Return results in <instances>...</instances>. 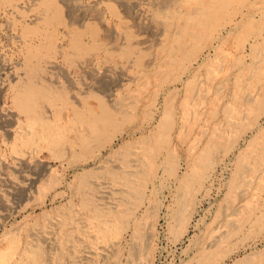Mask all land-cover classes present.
I'll return each instance as SVG.
<instances>
[{
    "label": "rangeland",
    "instance_id": "1",
    "mask_svg": "<svg viewBox=\"0 0 264 264\" xmlns=\"http://www.w3.org/2000/svg\"><path fill=\"white\" fill-rule=\"evenodd\" d=\"M62 1H64V2H62ZM231 1H233V4H231L230 12L233 15H232L229 23H232L231 26L234 29L228 35L230 43L228 45H225V47H224L225 51H222L221 49H219L220 45L222 44V41L220 40V42H219V41H216L213 39L211 43L207 44V46H202L201 51H198L196 53V55L193 56L192 60H183L181 56H177L178 57L177 65L181 66V70L180 71L175 70L173 72L168 71L169 75H167V73H166V75H167L166 77H167V80L169 81V83L165 84L164 88L161 89L158 87L157 80L155 78H152L154 76L149 77L148 79H146L143 76L142 68L137 67L135 61L137 59V56L139 54H142L143 61H146V62H143L144 65L145 64L147 65L148 63H151L153 65H157V64H159V62H165L168 57H167L166 53L162 50V48L168 44L166 42L167 39L164 38V36H162V35H158L157 32L154 30L151 31L150 29H145L144 31H141L138 28L136 29V27L132 25L133 22H132L131 18L125 16L124 7L122 5H120L119 2L117 4V2H115L114 0H81V1L80 0H74V1L73 0H58V5L61 9V12H62L61 15H62V19H63L64 23H61L58 20H55L54 19L55 17H52L53 21L48 24L44 21V18H45V16H47L48 13H47L46 7L42 4V0H7L6 2L4 0H0V16H1L0 17V88H2V89H0V198H1L0 199V240H1L0 246L2 247V248H0V251H1L0 252V264H16V263L17 264H28V262L24 258L25 257L24 254L29 253L31 250H37V249L40 250V248H43L44 246L45 247L43 249H41L42 253H44L43 254V262L46 260L47 261L44 262L43 264H55V263L60 264L61 262H66V264H69V263L70 264H79V263L80 264H82V263L83 264H98V263L99 264H106V263H108V264H129V263L130 264H133V263L134 264H202L203 263L202 261H204V264H241V263H247L248 264V260H252V259H253L252 261H249V264H255V263L257 264L258 262H259V264H264V252H263L264 251V237H263V234H264V221H263L264 220V186H263V184H264V170H250V169H248V170L244 171L242 174L240 173L239 175H238V173L235 172L238 157L240 156V153L246 149L248 142L250 141L251 137L253 136V133L251 132V129L249 127L250 122H252V121L249 118H245L246 121L245 120L243 121V119H242L241 125L244 128H246V130L242 129V133H243V136H241L242 138L240 137L238 139V142H234V145L231 148H229L230 150L228 149L229 151L228 150L225 151L224 149L223 150L219 149L218 150L219 154L217 155L216 153H218V152L216 150L214 155L216 154L217 156L216 155L213 156V158H212L213 160L211 161L210 168L207 169V171L204 173V175L202 176V178L199 181H196L194 183L192 182V183H190L192 185L189 184V186H188V183H186V181L184 180V177L186 176V174H188V172H190V170H191V167L193 164L192 161L194 160L193 158L198 153L199 148H201L202 145L204 144V142H206L207 139L209 137H211V135L214 131L213 127H215V123L218 121L216 123V126L219 124H220V126H223V127L227 125L225 122V119H224L225 116H224L223 112H219V110H217L216 108H214L210 104V98L212 97L216 88L217 87L223 88L224 86L227 85L226 93H228V92L231 93L235 87V84L233 85L234 79L239 77V76L243 77L242 74H244L245 78H244V82L242 85L243 88H241L242 92L244 91V93H248L247 95H250L251 97H253L252 95H258V94L264 95L263 85L262 84H259V85L255 84L252 81L253 76L256 74H261L263 77V80H264V0H231ZM32 2H34V3H32ZM74 2H78L77 5H76V3L74 4ZM79 2H80V4L81 3L82 4L79 5ZM258 2H260L261 4H259ZM17 4H18V6H17ZM26 4H27V6H26ZM33 4H35V5H33ZM71 4H72V6H71ZM66 5H67V7L65 8ZM69 5L71 6V8ZM77 6H79V7L77 8ZM81 6H83V7L81 8ZM24 7H26V8H24ZM68 7H69V10L67 9ZM27 8H28V11H27ZM112 8L117 12V14L113 13ZM138 9H140L141 12L142 11L144 12V10L147 11L148 9H151V6L150 5L147 6V4L143 3L142 8H138ZM70 10H71V14H73V15L77 14V16H81V15L82 16H90V15L92 16V13L95 14V12H96V14H99L98 12H100V14H99L100 18L103 16L101 18L102 23L103 24L105 23L104 25H106V26H110L109 28H111L114 31V33L116 32L121 37L125 36L127 39H129V42H132L133 40L140 41V39L144 38L146 40V41L144 40L145 44L137 45L136 46L137 53L131 55L127 59L120 58L117 56H113V57L107 59L104 55L103 50H99V51H95L93 53V55L91 54L88 57H75V61L74 60L72 62L67 61L66 59H64L62 57V55L58 51L59 50L65 51V52L69 51V49L67 47V40H68L67 32L69 29L68 25L70 23L69 22L70 21L69 20L70 14H68L69 13L68 11H70ZM87 10H89V11L87 12ZM122 10H123V12H122ZM101 12L103 14H101ZM87 13H88V15H87ZM31 14H33V15L31 16ZM66 14H68V16ZM78 14H80V15H78ZM262 14H263V17H262ZM48 15H50V14H48ZM15 16H16V18H15ZM37 17L40 19H38ZM32 19H33V21H32ZM249 20L253 21V23L255 24V27L253 30L251 29L249 31V34L246 37L245 41H243V43L237 44L235 41V38H236V36H238L242 32V27H243V26L242 27H238V26H241L242 23H244L245 21H249ZM90 21H93V19L92 20H85L84 23L87 24ZM95 22L98 23L97 20H95ZM121 22H122V24L124 23V25H121ZM102 23L101 24L98 23L97 25L100 28L101 35L104 36L105 33L103 34V32L105 30H104V28H102L103 26H101ZM235 27H238V28H235ZM261 30H263V31H261ZM140 31H141V33L139 34L138 32H140ZM120 32H123V33H120ZM131 34L133 36H135V38H133V40L130 41V39H132V38H128L127 36H129ZM150 35L152 37H150ZM250 35H251V37H250ZM222 36L224 37L227 35L224 34ZM261 36H263V37H261ZM14 39H15V41H14ZM89 40H90V37L88 36V38H86V40H84V41L88 42ZM246 40H248V42ZM257 41H259V42H257ZM107 43H105V44H107ZM30 45L39 47L40 49H42V52H43L42 61L39 62V63H41L40 64L41 70L39 67V73L37 74V76H35L34 80L40 82L41 84L37 82L39 85L43 84V85L48 86L52 90L53 94L54 93L65 94L67 97L70 98V101L72 102V104H74L75 106H78L80 108H82L83 105H88V106L96 105L98 103L97 99L98 100L102 99V100H106V101L112 100L113 103H115V104L117 103V101H120L121 103L117 104V106H122V107L128 108V109L136 108L135 121L124 126L123 127L124 131L116 134L115 135L116 137L115 136L113 137L114 140L110 139L109 141L110 142L112 141L110 145L107 146V144H106L104 146H101V148L100 147L96 148V150H95L96 153L95 152H94L95 154L93 153L94 155L87 157V158H84V157L80 158L81 160H84V161H81V162L79 161L80 163L74 164L73 166H71L73 168L68 167V165H67L68 158L70 159V153H71L69 151L68 147H66L67 151L65 149V155H67V156L63 160H57V161L51 160L50 161L48 150L39 146V143L34 144L32 146H29L27 148L21 142V140L23 138L30 137L33 128H31L32 126L30 125L27 116L25 114L23 115V113H21L18 110V108L16 107V105L14 103L13 98L15 95L14 93L16 92L15 91L16 89H14V87L17 83L24 82V81L29 79V75L27 74L24 65L26 62L27 50L29 49ZM250 46H252L253 48L263 47L262 48L263 53L259 56H256L255 50L253 48H252L253 50L248 49V47L251 48ZM51 47H54V49H55L54 52H48V50ZM249 50H251V51H249ZM94 54L97 56H95ZM46 55H47V57L43 61L44 56H46ZM147 56H148V58H147ZM151 56H152V58H151ZM216 57H218V58H216ZM130 58H132L131 63H130ZM215 58H216V61H215ZM213 59H214V61H213ZM251 60H253V61H251ZM192 62H194V63H192ZM250 62H253V63H250ZM2 63H4V64H2ZM214 63H215V65H214ZM252 64H254V65L252 66ZM55 65L57 66V68ZM107 65L108 66L110 65V66L108 67ZM207 66L212 67V68H208ZM251 66H252V69H251ZM221 67H222V69H221ZM215 68H216V71H215ZM96 72H97V74H96ZM209 72L211 74H209ZM249 72H250V74H249ZM255 72H257V73H255ZM11 73L13 74V76ZM103 73H105L106 75ZM122 73L123 74L126 73V74L123 75ZM100 74H102V75H100ZM204 74L208 75V76H205ZM88 75L91 77H88ZM110 77L113 79H109ZM193 77L195 80V84L198 83L197 85H195L196 86L195 89L197 88L196 90H198V93L202 92L203 96H204V93H206V94L203 97L201 93L195 94V91H194V93H193L194 96H192V98H191L192 101H190L191 102L190 106L193 107L194 112L190 113V111H193V110H192V107L189 106L187 108V112L184 111L185 115H183L182 114L183 110L180 109L177 105L185 97V94H186L185 90H184L185 82L187 80L193 78ZM233 77H234V79H233ZM71 79L74 81V83L76 85V87L72 89V92H70L71 86H70V82H69ZM175 79H178V82L176 84L170 83L172 80H175ZM221 79H223V81ZM126 80H128V81H126ZM206 80H208V81H206ZM211 82H213V83L210 84ZM244 84H246V85H244ZM1 86H4V87H1ZM104 86H107V88L106 87L104 88ZM140 86H142V87H140ZM201 86H203V87H201ZM229 86H231V87H229ZM86 87H88V88H86ZM108 87H111V89ZM140 88L143 90H141ZM207 88H208V90H207ZM256 88H258V89H256ZM112 89H115V90H112ZM165 89H167V90H165ZM175 90H176V93H175L176 94V98H175L176 109L174 111V115H175L176 125H175L174 130L172 131V139L173 140H172V146L171 147L175 151V156L177 157L176 161L178 160L177 161L178 167H176V170H174L175 172L171 171L169 168H167L168 165L165 162V158H162V157H164L165 151L161 150V153L160 152L158 153L159 155L160 154L161 155L159 157L157 154L154 155L153 156L154 158L150 159L152 162L149 161L147 166L145 164H143L144 162L142 161V159L140 161L138 160V162L141 164V166L145 167V168L141 167L142 169H140L139 171L134 170L135 172H138V173H141L144 175V176L141 175L144 178L143 181H137L138 186L136 184L135 185L136 187L135 186L129 187V186L123 184L122 180L119 179V177H117V173L118 174L120 173V175H121L124 171L125 172L126 171L132 172V170H129V169L127 170L125 161L123 159V154H121V153H123V149H124L122 147H124V145H126V143H124V142L130 141V142H127V144H131L133 146V151L136 150L137 152H139V145H140L138 143L139 140H141L143 135H144V137H146V136L148 137V135L150 136L156 130L155 128H157V126H158L159 119H160L161 112H162L161 111L162 110L161 104H162V100L164 99V96L170 92L175 91ZM209 90H210V94H208ZM139 91H140V93H139ZM71 93H73V94H71ZM102 95H104V96L102 97ZM126 96H128V99H126L127 98ZM73 97H76V100ZM157 97H158V100H157ZM202 97H203V100H202ZM197 98H198V100H197ZM130 99L133 101H131ZM76 101H79V104ZM92 101L94 102V104H92L93 103ZM150 101H151V103H149ZM263 101H264V99H263ZM58 102L56 104H52L49 102H45V103L43 102L41 107H40L39 114H40L41 118L44 117V119L47 121H49V119H50L49 122H52V121H55V119H56L55 117L57 116L56 110H58L57 108H59V109L63 110V111H61V115H60L61 119L59 118L60 124L63 125L67 122V120H70L73 117L72 110L70 109L72 105L69 106V105L63 104L61 98L58 100ZM125 102H126V104H125ZM127 102H129V103H127ZM122 103H124L125 106ZM195 103H197V105L199 104L200 107L199 106L197 107ZM193 105H195V106H193ZM232 107L234 108L235 111H237V110L241 111L243 109L242 107H239L237 105H235V106L232 105ZM63 108H66V109H63ZM12 109H13V111H12ZM196 109H197V111H196ZM45 110H48V111H45ZM42 113L45 115H42ZM63 113H64V115L65 114L66 115L63 116L62 115ZM215 114H217V115H215ZM71 115H72V117H70ZM189 115L191 116V118L193 117V115H194V117L192 119H188V118H190ZM214 115L216 117H214ZM263 116H264V105H263L260 116L257 118L258 122H260L262 127H264V117ZM16 118H18V119H16ZM180 118H182V119L180 120ZM13 120H14V122L16 120L17 121L14 123ZM65 120H66V122H65ZM179 120L181 123L179 122ZM182 120H183V122H182ZM198 120H200V122ZM207 120H208V122H207ZM62 122H64V123H62ZM19 124L21 126H18ZM243 124L244 125L247 124L248 126L246 125L247 126L246 127ZM25 127H28V129ZM77 128L82 130L83 126H80ZM182 128H183V130H182ZM178 129H181V130H178ZM22 130H23V132H22ZM177 131H178V133L180 131L181 133H183L185 135L186 134L187 135L190 134V135L189 136L186 135L182 139L177 138ZM15 132H16V134H15ZM200 132H202V134ZM203 132L205 133V135ZM76 133H77V131H76ZM74 134H75V132H74ZM186 137H188V138H186ZM16 138H17V140H16ZM134 139L136 140L137 143L134 141ZM200 139H201V141H200ZM231 140H233V139H231ZM134 142H135V144H134ZM197 142H199L200 144ZM14 146H15V148H13ZM17 146H19V147H17ZM34 146H36V147H34ZM118 146H119V148H118ZM40 147H41V149H40ZM108 147H110V148H108ZM115 147L117 148V150H115L116 149ZM134 147H135V149H134ZM31 148L33 150L36 148L35 149L36 151L34 150L32 153ZM137 148H138V150H137ZM23 150H26L27 152L30 151L31 153L30 152L27 153L26 151L23 152ZM240 150H242V151H240ZM104 151H105V153H104ZM16 152H18V153H16ZM20 152H22L27 158H25V156L22 157L21 155H23V154L22 153L19 154ZM224 153H225V155H224ZM107 154H109L110 156L109 155L107 156ZM187 156H188V158H186ZM24 159L28 164L26 162H24V163L22 162V161H24ZM31 160H33V161H31ZM36 160H37V162L42 163L41 166H40V163H38L39 166L37 165V162L35 163ZM121 161H123V162H121ZM221 161H223V162H221ZM46 162H47V164L51 165V171H52L51 177L55 178L56 184L58 183L54 189L52 188V190L47 188V187H49V185L46 186L47 182L42 177L38 178V180L36 182L34 181L35 183H32L33 180L37 179V176H38L37 174L41 171V170L39 171V169H41L42 165ZM150 162L153 163L154 165L151 164ZM156 162H158V164ZM164 162L166 163L167 167L165 166ZM225 162H227V163H225ZM98 164H99V166H98ZM32 165L34 167H32ZM36 165L38 166L37 170H36V168H37ZM95 165H97V166H95ZM153 166H154V169H152ZM221 166H223V167H221ZM92 167L95 169H93ZM98 167H99V169H103V170H99ZM114 167H116V168H114ZM212 167L214 170L212 169ZM91 168L93 171L91 170ZM146 168H148L149 171H148V169L146 170ZM156 168H157V170H156ZM120 169H122L121 170L122 172L120 171ZM168 169H169V172L167 171ZM177 169H178V171H177ZM106 170L108 172H106V174H104ZM113 171H115V172H113ZM147 171H148V173H146ZM151 171H152V174L150 173ZM249 171L251 173H249ZM90 172L93 174H91ZM167 172H168V174H167ZM170 172H172V173L170 174ZM211 172L213 173V175ZM230 172H232V173H230ZM89 173H90V175H89ZM114 173H116V174H114ZM94 174H96L97 176ZM149 174H151L152 176ZM85 175H88V177ZM110 175H112V176H110ZM148 175H149V178H148ZM235 175L241 176L239 179H241L242 177L243 178L241 180H239V182L233 184V180L235 178ZM242 175H244V176H242ZM252 175L256 176V177L254 176L255 179ZM60 176H61V178H60ZM81 176H83V177H81ZM145 176L147 179H145ZM246 176H247V178H246ZM83 178H85L87 181H89V182H87L88 186L90 185L91 182H92V184L89 187L86 186L84 190H81L79 185L81 184L80 181ZM94 178H96V180H93ZM153 178H155V179H153ZM256 178H257V181H259V182L256 181ZM148 180H149V182H148ZM150 180H152V181H150ZM248 181L250 183L252 182L253 184L252 183L250 184ZM97 182L103 183L104 185L98 184ZM247 182L249 184H247ZM139 183H141V184L143 183L144 184L143 187L140 186L141 184H139ZM35 184H37V185H35ZM119 184H122L124 186L119 185ZM254 184H255V186H254ZM257 184H259V185H257ZM17 185H18V187H17ZM76 185H78L79 187ZM109 185H111V186H109ZM233 185H236L235 186L236 188ZM243 185L245 187H243ZM246 185H247V187H246ZM248 185H249V187H248ZM38 187L40 188V190ZM42 187H43V189H42ZM45 187L47 188V190L45 189ZM132 187L134 189H132ZM24 188H25V190H24ZM88 188H90L89 190L93 189L92 190L93 192L89 191ZM136 188L138 190H136ZM231 188L235 189V190H232ZM95 190L97 192H95ZM124 190H125V193H124ZM259 190H262L263 193H260L261 191H259ZM69 191H70V193H69ZM81 191H84L82 194H85V196H84L85 198L82 197L83 200H85L84 203L82 202L83 200L82 201L80 200V198H81L80 192ZM56 192H58V193H56ZM130 192H132L133 194ZM128 193H130L131 196ZM116 194H118V196ZM16 195H19V196H16ZM132 195H134V196L132 197ZM237 195H239V196H237ZM91 196H93V198ZM241 197H242V199H241ZM44 198H45V200H44ZM246 198H248V199H246ZM259 199H263V201L259 200ZM91 200H92V202L94 201V203H95V204H93L94 209H93V206H88V205H92ZM117 201L119 203H116ZM126 201H127V203H126ZM88 202H89V204H88ZM122 202L125 204H123ZM79 203H80V205H79ZM96 203H97V205H96ZM121 203H122V205H121ZM244 203H247V204H244ZM250 204H253V205H250ZM254 204H255V206H254ZM244 205L246 207H244ZM59 206H61V207H59ZM66 206H68V207H66ZM82 206H84V207H82ZM235 206H237V207H235ZM259 206H262V207H259ZM73 207H75V208H73ZM88 207H89V209H88ZM223 207H225V208H223ZM79 208H80V211H79ZM221 208L223 209V211L221 210ZM232 208H233V210L231 212ZM241 208H242V210L243 209L244 210L242 211ZM49 209H51V210L49 211ZM76 209H77V211L75 212ZM81 209H83V210H81ZM117 209H121L122 211L119 210L118 211L119 213H117ZM236 209H237V211H235ZM95 210H98V211L101 210L100 212L103 211L102 213L104 215L102 214L103 215L102 217H104V219L107 220V222H109V223L111 222L110 224H114V225L117 223L115 226L120 225L118 227V229L120 227H122L121 230L123 231V228H124L125 231L122 232L120 229L119 230L117 229V231L119 233L113 232L112 233L113 235L112 234L110 235V233L107 234L106 236L101 235V231L97 225L98 223H97V219H96L97 216H96ZM64 211H67V213ZM125 211L127 213H125ZM44 212L47 214H45ZM58 212H59V214H58ZM93 212H95V213H93ZM109 212H111V214ZM240 212H242V213H240ZM72 213H75V214H73L75 217L73 215H70ZM49 214H51V215H49ZM54 214H56L57 216ZM228 214L230 216L233 214L234 217L231 216V218H229ZM237 214H240V215H237ZM252 214H253V216H252ZM43 215L45 218L43 217ZM59 215H62V216H59ZM72 216L74 219L72 218ZM79 216H80V218H79ZM84 216L87 219L84 218ZM240 216H243V217H240ZM116 217H117V221L115 220V222H116L115 223L114 219H116ZM121 218H123L122 221H121ZM90 219H93V220H90ZM53 220H54V222H53ZM250 220L251 221L253 220V221L251 222ZM44 221H45V223H44ZM48 221H50L51 224ZM64 221H66V222H64ZM230 221H232V222L230 223ZM118 222L119 223L121 222L122 224H119ZM125 222H126V224H125ZM235 222H237V223H235ZM42 223H44V224H42ZM36 224H39V225H36ZM57 224H58V226H57ZM61 224H62V226H61ZM67 224H69V225H67ZM30 225H32V226H30ZM96 225L98 228H94V227H96ZM207 225H209V226H207ZM218 225L220 226V228L222 230L221 232L223 233L225 231L224 233H226V234H223V235L221 234ZM255 225L257 227H255ZM44 226H46V227L44 228ZM68 226H70V227H68ZM82 226H83V228H82ZM223 226L226 227L227 229L224 228ZM231 226H233V228H231V230H230ZM38 227H40V228H38ZM49 227H51L52 229ZM61 227L63 230L60 229ZM75 228H76V230H75ZM205 228H207L208 230L207 229L205 230ZM233 229H235V232ZM67 230H68V232H67ZM216 230H219V233H218V231L216 232ZM31 231H32V233H31ZM70 231L71 232L73 231V232L70 234ZM34 232H35V234H34ZM60 232L61 233L65 232V234L60 235ZM208 232L210 235L208 234ZM29 233H31L32 235H30ZM76 233H79V235H81V236H79ZM116 234H119V236ZM138 235H140V237ZM73 236H74V238L72 240ZM89 236H92L93 238L89 237ZM32 237H33V239H31ZM88 237H89V239H88ZM101 237H102V239H101ZM116 237L118 240L116 239ZM211 237H213V238H211ZM224 237H226V238H224ZM261 237H263V238H261ZM10 238L15 239V248H14L13 252H11L9 257H7L6 259H2V255L4 253V250H7L6 244L8 242V239H10ZM46 238H48V239L46 240ZM59 238H61V239L59 240ZM84 238H86V239H84ZM110 238H112L111 239L112 241H109ZM207 238H209V239H207ZM39 239L40 240L42 239V240L39 241ZM56 239H57V241H56ZM77 239H78V241H77ZM250 239H252V240H250ZM260 239H261V241H260ZM89 240H90V242H89ZM101 240H103V241L101 242ZM5 241H7V242H5ZM43 241H45V242H43ZM91 241L94 245L91 243ZM106 241H108L107 244L109 246L106 244ZM3 242H5V243H3ZM37 242H39L41 244H39ZM61 242H62V244H61ZM110 242L113 243V245ZM252 242H254V243H252ZM33 243H35L36 246ZM77 243H79V244H77ZM87 243H89V244H87ZM102 243H104V244H102ZM24 244H25V247H23ZM54 244H56V245H54ZM70 244H71V246H70ZM79 245H81V246L83 245L82 248H80L81 246H79ZM87 245H89L90 247H87ZM116 245H118V247ZM84 246L86 249L84 248ZM79 248H80V250H79ZM87 248L89 251L87 250ZM97 248L101 251H99ZM102 248H104V249H102ZM137 250L139 253L137 252ZM253 251H255V252H253ZM119 252H120V254H118ZM132 252H133V254H131ZM261 252L263 253V255ZM93 253H95V254H93ZM134 253L136 255H134ZM201 253L204 256L209 255V257L205 258L203 255H201ZM96 254H97V256H96ZM255 254H257L258 256L256 255L257 256L256 257ZM50 255H52V256H50ZM116 255L117 256L119 255V256L116 257ZM130 255H132L133 257ZM200 255L202 257H198ZM21 256H23V257H21ZM56 256H57V258H54ZM78 256H80V257H78ZM82 256L83 257L85 256L84 259L81 258ZM99 258H100V260H99ZM18 259H19V261H18ZM57 259H58V261H57ZM22 260H23V262H22ZM48 260H49V262H48ZM80 260L84 261V262L81 263ZM130 260H131V262H130ZM76 261H77V263H76ZM111 262H113V263H111Z\"/></svg>",
    "mask_w": 264,
    "mask_h": 264
},
{
    "label": "bare ground",
    "instance_id": "2",
    "mask_svg": "<svg viewBox=\"0 0 264 264\" xmlns=\"http://www.w3.org/2000/svg\"><path fill=\"white\" fill-rule=\"evenodd\" d=\"M5 2L7 0H4ZM74 1V0H73ZM81 1V0H80ZM115 2H118L120 3V5H122L124 7V14L126 17H130L131 20H132V25L136 27V29L138 28L139 30L141 31H144L145 29H150L151 31L154 30L157 32L158 35H162L164 36V38L167 39V45L164 46L162 48V50L166 53L167 55V59L165 62H159V64L157 65H153L151 63H148L147 65L143 64V62H146V61H143V56L142 54H139L137 56V59L135 61L137 67H140L142 68V71H143V76L148 79L149 77H152V78H155L157 80V84H158V87L163 89L165 84L169 83V81L167 80V75L168 74V71H180L181 70V66L177 65V60H178V57L177 56H181L183 60H192L193 59V56L196 55V53L198 51H201V48L202 46H207V44L211 43L212 40H216V41H219L220 40L222 41V44L220 45V48L222 51H225L224 50V47L225 45H228L230 43V40L228 38V35L233 31V27L231 26L232 23H229L230 20H231V17H232V13L230 12V7H231V4H233V1L231 0H114ZM64 2V1H62ZM66 2V1H65ZM85 2V1H84ZM238 2V1H237ZM252 2V1H251ZM262 2V1H261ZM34 3V2H32ZM78 2H74V4ZM95 3V2H94ZM97 3V2H96ZM99 3V2H98ZM143 3L150 5L151 6V9H148L147 11L144 10V12L138 8H142V5ZM259 4H261L260 2H258ZM37 4V3H36ZM42 4L46 7V10H47V13L50 14L47 16H45L44 18V21L46 23H50L53 21L52 17H55L54 19L55 20H58L59 22L61 23H64L63 19H62V12H61V9L58 5V0H42ZM63 4V3H62ZM66 4V3H65ZM70 4V3H69ZM82 4V3H81ZM80 2H79V5H81ZM85 4V3H84ZM258 4V5H259ZM20 5V4H19ZM29 5V4H28ZM35 5V4H33ZM18 6V4H17ZM27 6V4H26ZM70 6V5H69ZM72 6V4H71ZM70 6V8H71ZM96 6V5H95ZM23 7V6H22ZM67 7V5L65 6V8ZM79 6H77L78 8ZM83 6H81L82 8ZM26 8V7H24ZM86 8V7H85ZM93 8V7H92ZM103 8V7H102ZM263 8V7H262ZM69 10V7L67 8ZM242 9V8H241ZM84 10V9H83ZM98 10V9H97ZM140 10V11H139ZM232 10V9H231ZM27 11H28V8H27ZM80 11V10H79ZM85 11V10H84ZM89 10H87L88 12ZM91 11V10H90ZM94 11V10H93ZM112 11L113 13H116L117 12L112 8ZM70 14V23L68 25V32H67V35H68V40H67V47L69 49V51L65 52V51H58L62 57L64 59H66L67 61H75V57H88L89 55H93V53L95 51H99V50H103L104 52V55L105 57L108 59V58H111L113 56H117V57H120V58H124V59H127L129 58L131 55L137 53L136 51V46L137 45H143L145 44L144 42V38L140 39V41H136V40H133V38H135V36H133L132 34L127 36L128 38H132L130 39L133 40L132 42H129V39H127L125 36H119V34H117L116 32L114 33V31L109 28L110 26H106L102 23L101 21V17L100 18V12H98L99 14H95L92 13V16H77V14H71V10L68 11ZM123 12V10H122ZM244 12V11H243ZM260 12V11H259ZM258 12V13H259ZM6 13V12H5ZM66 13V12H65ZM133 13V14H132ZM13 14V13H12ZM68 14H66L68 16ZM86 14V13H85ZM94 14V15H93ZM101 14H103L101 12ZM33 14H31L32 16ZM44 15V14H43ZM52 15V16H51ZM80 15V14H78ZM88 15V13H87ZM248 15V14H247ZM246 15V16H247ZM118 16V15H117ZM238 16V15H237ZM1 17V16H0ZM248 17V16H247ZM251 17V16H250ZM254 17V16H253ZM262 17H263V14H262ZM16 18V16H15ZM38 18V17H37ZM68 18V17H67ZM40 19V18H38ZM93 21H90L88 22L87 24L84 23L85 20H92ZM110 19V18H109ZM235 19V18H234ZM238 19V18H237ZM95 20L98 21V23H102L101 26H103L102 28H104V36L101 35L100 33V28L99 26L97 25L98 23L95 22ZM105 20V19H104ZM239 20V19H238ZM7 21V20H6ZM33 21V19H32ZM244 21V20H243ZM242 21V22H243ZM104 22V21H103ZM233 22V21H232ZM11 23V22H10ZM34 23V22H33ZM68 23V22H67ZM114 23V22H113ZM243 24V25H242ZM241 26H238V27H242V32L236 36L235 38V41L237 44H241L243 43V41H245L246 37L248 36L249 34V31L252 29H254L255 27V24L253 23V21H245L244 23H242ZM111 25V24H110ZM121 25H124V23L122 24L121 22ZM130 25V24H129ZM128 25V26H129ZM10 26V25H9ZM28 26V25H27ZM113 27V26H112ZM238 27H235V28H238ZM241 29V28H240ZM20 30V29H19ZM59 30V29H58ZM31 31V30H30ZM138 32L139 34L141 33ZM148 31V30H147ZM263 31V30H261ZM63 33V32H62ZM120 33H123V32H120ZM155 33V32H154ZM251 33V32H250ZM11 34V33H10ZM9 34V35H10ZM13 34V33H12ZM144 34V33H143ZM147 34V33H146ZM151 34V33H150ZM226 34L227 36H222ZM155 35V34H154ZM88 36L90 37V40L87 42H85L84 40H86V38H88ZM156 36V35H155ZM15 37V36H14ZM66 37V36H65ZM147 37V36H146ZM150 37H152L150 35ZM251 37V35H250ZM263 37V36H261ZM11 38V37H10ZM30 39V38H29ZM61 39V38H60ZM148 39V38H147ZM250 39V38H249ZM248 39V40H249ZM256 39V38H255ZM54 40V39H53ZM65 40V39H64ZM248 40H246L248 42ZM15 41V39H14ZM19 41V40H18ZM30 41V40H29ZM146 41V40H145ZM108 42V43H107ZM151 42V41H150ZM255 42V41H254ZM259 42V41H257ZM107 43V44H105ZM235 43V44H236ZM158 44V43H157ZM43 45V44H42ZM219 45V44H218ZM20 46V45H19ZM60 46V45H59ZM148 46V45H147ZM29 47V46H28ZM142 47V46H141ZM146 47V46H145ZM144 47V48H145ZM152 47V46H151ZM219 47V46H218ZM251 48L248 47V49H251V50H255V54L256 56H259L263 53V50L262 48L263 47H255L253 48L252 46H250ZM217 48V47H216ZM253 48V49H252ZM22 49V48H21ZM213 49V48H212ZM153 50V49H152ZM216 50V49H215ZM220 50V51H221ZM249 50V51H251ZM55 49L54 47H51L48 52H54ZM152 52V51H151ZM14 54V53H13ZM42 49H40L39 47H36V46H31L29 47V49L27 50V55H26V62H25V69H26V72L27 74L29 75V79L24 81V82H20V83H17L14 87V89H16L15 91V95H14V103L16 105V107L18 108V110L23 113V115L25 114L29 120V126L32 129V132H31V135L30 137H25L21 140L22 144L25 145L27 148L29 146H32L34 144H38L39 143V146L45 148L48 150L49 152V159L50 161L54 160V161H57V160H63L67 155H65V149L66 147L69 148V151L71 152L70 153V159L68 158V162H67V165L68 167H71L73 166L74 164H78L80 163L81 161H84V160H81L80 158L84 157V158H87V157H90L92 155H94L96 152V148H101V146H104L107 144L110 145L111 142L109 141L110 139H113V137L118 134V133H121L122 131H124L123 127L132 123L133 121H135V118H136V114H135V111H136V108H133V109H128V108H124L122 106H117V104H120L121 102L120 101H117V103H113L112 100H98V103L96 105H83L82 108L78 107V106H75L74 104H72V102L70 101V98L67 97L65 94H59V93H54L52 92V90L46 86V85H39L38 81H35L34 78L35 76H37V74L39 73V67H40V70H41V62L42 61ZM95 55V54H94ZM204 55V54H203ZM225 55V54H224ZM97 56V55H95ZM219 56V55H218ZM47 57L44 56V59L43 61L45 60V58ZM94 57V56H93ZM214 57V56H213ZM249 57V56H248ZM7 58V57H6ZM91 58V57H90ZM148 58V56H147ZM146 58V59H147ZM152 58V56H151ZM154 58V57H153ZM165 58V57H164ZM218 58V57H216ZM216 58H215V61H216ZM235 58V57H234ZM15 59V58H14ZM87 59V58H86ZM131 59L130 58V63H131ZM145 59V60H146ZM2 60V59H1ZM89 60V59H88ZM87 60V61H88ZM97 60V59H96ZM114 60V59H113ZM165 60V59H164ZM241 60V59H240ZM17 61V60H16ZM211 61V60H210ZM214 61V59H213ZM253 61V60H251ZM255 61V60H254ZM18 62V61H17ZM77 62V61H76ZM133 62V61H132ZM258 62V61H257ZM54 63V62H53ZM58 63V62H57ZM56 63V64H57ZM61 63V62H60ZM80 63V62H79ZM78 63V64H79ZM89 63V62H88ZM110 63V62H109ZM129 63V62H128ZM194 63V62H192ZM216 63V62H215ZM214 63V65H215ZM250 63H253V62H250ZM4 64V63H2ZM19 64V63H18ZM97 64V63H96ZM231 64V63H230ZM11 65V64H10ZM60 65V64H59ZM88 65V64H87ZM118 65V64H117ZM213 65V64H212ZM244 65V64H243ZM249 65V64H248ZM254 64H252L253 66ZM56 66V65H55ZM106 66V65H105ZM108 66V65H107ZM110 66V65H109ZM108 66V67H109ZM119 66V65H118ZM117 66V67H118ZM127 66V65H126ZM217 66V65H216ZM252 66H251V69H252ZM48 67V66H47ZM54 67V66H53ZM60 67V66H59ZM81 67V66H80ZM95 67V66H94ZM101 67V66H100ZM120 67V66H119ZM131 67V66H130ZM208 67V66H207ZM219 67V66H218ZM250 67V66H249ZM258 67V66H257ZM256 67V68H257ZM57 68V66H56ZM64 68V67H63ZM105 68V67H104ZM208 68H212V67H208ZM125 69V68H124ZM214 69V68H213ZM222 69V67H221ZM250 69V70H251ZM210 70V69H209ZM66 71V70H65ZM104 71V70H103ZM108 71V70H107ZM118 71V70H117ZM215 71H216V68H215ZM219 71V70H218ZM217 71V72H218ZM259 71V70H258ZM257 71V72H258ZM64 72V71H63ZM98 72V71H97ZM96 72V74H97ZM110 72V71H109ZM197 72V71H196ZM195 72V73H196ZM211 72V71H210ZM209 72V74H211ZM224 72V71H223ZM222 72V73H223ZM255 72V73H257ZM21 73V72H20ZM66 73V72H65ZM167 73V75H166ZM12 74V73H11ZM92 74V73H91ZM105 74V73H103ZM123 74V73H122ZM126 74V73H125ZM123 74V75H125ZM180 74V73H179ZM206 74V73H205ZM204 74V75H205ZM214 74V73H213ZM250 74V72H249ZM17 75V74H16ZM68 75V74H67ZM70 75V74H69ZM102 75V74H100ZM106 75V74H105ZM216 75V74H215ZM242 76H239L237 78L234 79L233 81V85L235 84V87L234 89L232 90V92H228L226 93V89H227V85L224 86L223 88L222 87H217L216 90L214 91L212 97L210 98V104L216 108L217 110H219V112H223L224 116H225V122H226V126H220L217 125L216 126V122L215 123V127L214 128V131L211 135V137H209L207 139L206 142H204V144L202 145L201 148H199V151L198 153L196 154V156H194V160L192 161V167H191V170L190 172H188V174H186V176L184 177V180L186 181V183H188V186L190 183H194L196 181H199L202 176L204 175V173L207 171L208 168H210V165H211V161L213 160V156H215L216 154L218 155L219 152L218 150L219 149H224L225 151H227L229 148H231L233 145H234V142H238V139L243 136V133H242V129H245L241 123H242V119L243 121L245 120V118H249L252 122H250V129H251V132L253 133V136L251 137L250 141L248 142L247 146H246V149L240 153V156L238 157V160H237V164H236V173H238V175L241 173H243L244 171L250 169V170H264V127H262V125L260 124V122H258L257 118L260 116L261 114V111H262V108H263V105H264V95H252L253 97H251L250 95H247L248 93H244V91L242 92V85H243V82H244V78H245V75L242 74ZM248 75V74H247ZM10 76V75H9ZM13 76V74H12ZM205 76H208V75H205ZM11 77V76H10ZM47 77V76H46ZM57 77V76H56ZM68 77V76H67ZM88 77H91L88 75ZM99 77V76H98ZM113 77V76H112ZM210 77V76H209ZM13 78V77H12ZM17 78V77H16ZM70 78V77H69ZM116 78V77H115ZM207 78V77H206ZM212 78V77H211ZM215 78V77H214ZM230 78V77H229ZM97 79V78H96ZM109 79H113V78H109ZM108 79V80H109ZM122 79V78H121ZM132 79V78H131ZM205 79V78H204ZM225 79V78H224ZM12 80V79H11ZM20 80V79H19ZM25 80V79H24ZM80 80V79H79ZM98 80V79H97ZM100 80V79H99ZM105 80V79H104ZM223 81V79H221ZM54 81V80H53ZM101 81V80H100ZM128 81V80H126ZM208 81V80H206ZM210 81V80H209ZM252 81L255 83V84H262L263 85V88H264V80H263V77L261 74H256L253 76L252 78ZM38 82V83H37ZM66 82V81H65ZM68 82V81H67ZM70 92H72V89L76 87L74 81L71 79L70 81ZM102 82V81H101ZM125 82V81H124ZM133 82V81H132ZM154 82V81H153ZM178 82V79H175V80H172L170 83H177ZM197 82V81H196ZM221 82V81H220ZM61 83V82H60ZM200 83V82H199ZM213 82H211L210 84H212ZM219 83V82H218ZM41 84V83H40ZM119 84V83H118ZM198 83L195 84V80H194V77L187 80L184 84V90H185V97L179 102V104L177 105L180 109H182L183 111V115L184 114V111L187 112V108L191 105V98L192 96H194V91H195V94L198 93V90L195 89V85H197ZM226 84V83H225ZM108 85V84H107ZM127 85V84H126ZM145 85V84H144ZM205 85V84H204ZM246 85V84H244ZM91 86V85H90ZM89 86V87H90ZM109 86V85H108ZM222 86V85H221ZM1 87H4V86H1ZM95 87V86H94ZM107 88V86H104V88ZM142 87V86H140ZM203 87V86H201ZM231 87V86H229ZM258 87V86H257ZM11 88V87H10ZM84 88V87H83ZM88 88V87H86ZM111 89V87H108ZM118 88V87H117ZM120 88V87H119ZM166 88V87H165ZM205 88V87H204ZM203 88V89H204ZM209 88V87H208ZM207 88V90H208ZM2 89V88H0ZM64 89V88H63ZM133 89V88H132ZM141 89V88H140ZM139 89V90H140ZM245 89V88H244ZM252 89V88H251ZM258 89V88H256ZM260 89V88H259ZM11 90V89H10ZM78 90V89H77ZM112 90H115V89H112ZM143 90V89H141ZM167 90V89H165ZM254 90V89H253ZM203 91V90H202ZM256 91V90H255ZM63 92V91H62ZM111 92V91H110ZM116 92V91H115ZM146 92V91H145ZM210 94V90L208 91ZM254 92V91H253ZM87 93V92H86ZM103 93V92H102ZM136 93V92H135ZM140 93V91H139ZM138 93V94H139ZM159 93V92H158ZM176 90L173 91V92H170L168 93L167 95L164 96V99L162 100V112H161V116H160V119H159V123H158V126L157 128H155L156 130L149 136L148 134V137H144V135L142 136L141 140H139V152H137L136 150L133 151V146L131 144H127V142H130V141H127V142H124L126 143V145H124V148L123 149V159L125 161V164H126V168L127 170H132V172L130 171H124L121 175L120 173L118 174L117 173V177H119V179L122 180V183L127 185V186H135L137 184V181H143V177L141 175V173H138V172H135L134 170H140L142 168H145V167H142L141 164L138 162V160L140 161L142 159V161L144 162L143 164H145L146 166L148 165L149 161H151L150 159L154 158L153 156L154 155H158V157L161 155H159L158 153L160 152L161 153V150H164L165 151V154H164V157L162 158H165V166L167 168H169L171 171H174L176 170V167L177 166V161H176V156H175V151L174 149H172V131L174 130L175 128V125H176V121H175V115H174V111L176 109V104H175V98H176ZM202 94V92H199L198 94ZM245 95H244V94ZM73 94V93H71ZM119 94V93H118ZM137 94V93H136ZM179 94V93H178ZM193 94V95H192ZM206 93H204V96H205ZM207 94V95H208ZM256 94V93H255ZM111 95V94H110ZM124 95V94H123ZM127 95V94H126ZM131 95V94H130ZM206 95V96H207ZM72 96V95H71ZM74 96V95H73ZM104 95H102L103 97ZM106 96V95H105ZM161 96V95H160ZM203 96V94H202ZM203 96V97H204ZM12 97V96H11ZM122 97V96H121ZM128 99V96H126ZM199 97V96H198ZM203 97H202V100H203ZM62 99V102L63 104L65 105H69L71 106V110H72V113H73V117L72 115L70 117H72L70 120H65V124L61 125L60 122H59V118L61 119L60 115H61V109L57 108L58 110H56V113H57V116L54 118L55 121H52V122H49L47 120L43 118H41L40 114H39V110H40V107L42 105V103L44 102H49V103H52V104H56L58 102L59 99ZM75 100H76V97H73ZM78 98V97H77ZM160 98V97H159ZM195 98V97H194ZM120 99V98H119ZM146 99V98H145ZM201 99V98H200ZM199 99V100H200ZM10 100V99H9ZM118 100V99H117ZM125 100V99H124ZM131 100V99H130ZM157 100H158V97H157ZM198 100V98H197ZM129 101V100H128ZM133 101V100H131ZM145 101V100H144ZM147 101V100H146ZM201 101V100H200ZM11 102V101H10ZM78 104H79V101H76ZM93 102V101H92ZM115 102V101H114ZM135 102V101H134ZM204 102V101H203ZM59 103V102H58ZM129 103V102H127ZM131 103V102H130ZM151 103V101L149 102ZM156 103V102H155ZM159 103V102H158ZM193 103V102H192ZM61 104V103H60ZM81 104V103H80ZM91 104V103H90ZM94 104V102L92 103ZM124 104V103H122ZM126 104V102H125ZM124 104V106H125ZM137 104V103H136ZM160 104V103H159ZM196 106L198 107L199 104L197 105V103H195ZM203 104V103H202ZM13 105V104H12ZM14 105V106H15ZM45 105V104H44ZM58 105V104H57ZM237 105L239 107H242L243 109L241 111L237 110L235 111L234 108L232 107ZM195 106V105H193ZM204 106V105H203ZM15 107V108H16ZM157 107V106H156ZM161 107V106H160ZM192 107V106H190ZM200 107V106H199ZM202 107V106H201ZM11 108V107H10ZM48 108V107H47ZM68 108V107H67ZM146 108V107H145ZM238 108V107H237ZM49 109V108H48ZM63 109H66V108H63ZM200 109V108H199ZM236 109V108H235ZM16 110V109H15ZM14 110V111H15ZM159 110V109H158ZM157 110V111H158ZM190 110V109H189ZM192 110H193V107H192ZM211 110V109H210ZM5 111V110H4ZM9 111V110H8ZM13 111V109H12ZM11 111V112H12ZM45 111H48V110H45ZM50 111V110H49ZM67 111V110H66ZM197 111V109H196ZM203 111V110H202ZM201 111V112H202ZM216 111V110H215ZM42 112V111H41ZM53 112V111H52ZM156 112V111H155ZM194 112L193 111H190V113ZM4 113V112H3ZM17 113V112H16ZM203 114V113H202ZM4 115V114H3ZM11 115V114H10ZM13 115V114H12ZM42 115H45L42 113ZM55 115V114H54ZM63 116L64 113L62 114ZM145 115V114H144ZM182 115V116H183ZM188 115V114H187ZM191 115V114H190ZM189 115V116H190ZM195 115V114H194ZM193 115V117H194ZM201 115V114H200ZM213 115V114H212ZM217 115V114H215ZM214 115V117H216ZM49 116V115H48ZM51 116V115H50ZM192 116V115H191ZM190 116V118H187L188 119H192ZM196 116V115H195ZM3 117V116H2ZM159 117V116H158ZM185 117V118H186ZM211 117V116H210ZM264 117V116H263ZM46 118V117H45ZM66 118V117H65ZM64 118V119H65ZM18 119V118H16ZM182 118H180L181 120ZM147 120V119H146ZM158 120V119H157ZM179 120V122H180ZM187 120V119H186ZM185 120V121H186ZM194 120V119H193ZM211 120V119H210ZM12 121V120H11ZM17 121V120H16ZM15 121V122H16ZM27 121V120H26ZM61 121V120H60ZM63 121V120H62ZM200 122V120H198ZM197 121V122H198ZM212 121V120H211ZM224 121V120H223ZM246 121V120H245ZM14 122V120H13ZM14 122V123H15ZM155 122V121H154ZM183 122V120H182ZM203 122V121H202ZM208 122V120H207ZM20 123V122H19ZM23 123V122H22ZM64 123V122H62ZM144 123V122H143ZM181 123V122H180ZM24 124V123H23ZM157 124V123H156ZM188 124V123H187ZM192 124V123H191ZM213 125V124H212ZM224 125V124H223ZM244 125V124H243ZM247 125V124H246ZM244 125V126H246ZM18 126H21L20 124ZM80 126H83V129H79L77 127H80ZM156 126V125H155ZM189 126V125H188ZM191 126V125H190ZM248 126V125H247ZM246 126V127H247ZM18 128V127H17ZM28 129V127H25ZM24 128V129H25ZM191 128V127H190ZM206 128V127H205ZM204 128V129H205ZM192 129V128H191ZM190 129V130H191ZM203 129V128H202ZM201 129V130H202ZM20 130V129H19ZM154 130V129H153ZM178 130H181V129H178ZM183 130V128H182ZM189 130V131H190ZM206 130V129H205ZM30 131V130H29ZM77 131V133H76ZM187 131V130H186ZM204 131V130H203ZM18 132V131H17ZM23 132V130H22ZM28 132V131H27ZM75 132V134H74ZM141 132V131H140ZM152 132V131H151ZM205 132V131H204ZM203 132V133H204ZM25 133V132H24ZM125 133V132H124ZM190 133V132H189ZM202 134V132H200ZM16 134V132H15ZM14 134V135H15ZM21 134V133H20ZM26 134V133H25ZM22 135V134H21ZM187 135V134H186ZM185 134L181 133L179 131H177V138H183L186 136ZM190 135V134H189ZM187 135V136H189ZM205 135V133H204ZM252 135V134H251ZM20 136V135H19ZM141 136V135H140ZM200 136V135H199ZM116 137V136H115ZM193 137V136H192ZM137 138V137H136ZM135 138V139H136ZM188 138V137H186ZM242 138V137H241ZM134 139V141L136 142V140ZM233 139V140H231ZM17 140V138H16ZM114 140V139H113ZM120 140V139H119ZM118 140V141H119ZM188 140V139H187ZM201 141V139H200ZM199 141V142H200ZM110 142V143H109ZM134 142V144H135ZM186 142V141H185ZM197 142V143H199ZM231 142V143H230ZM14 143V142H13ZM109 143V144H108ZM137 143V142H136ZM16 144V143H15ZM41 144V145H40ZM133 144V145H134ZM200 144V143H199ZM14 145V144H13ZM198 145V144H197ZM238 145V144H237ZM38 146V147H39ZM19 147V146H17ZM36 147V146H34ZM40 147V149H41ZM121 147V146H120ZM15 148V146L13 147ZM25 148V147H24ZM23 148V149H24ZM110 148V147H108ZM107 148V149H108ZM114 148V147H113ZM116 148V147H115ZM119 148V146H118ZM121 148V149H122ZM18 149V148H17ZM32 149V148H31ZM36 149V148H35ZM34 149V150H35ZM135 149V147H134ZM236 149V148H235ZM238 149V148H237ZM240 149V148H239ZM20 150V149H19ZM29 150V149H28ZM33 149L31 150V152L33 153L34 151ZM117 150V148L115 149ZM138 150V148H137ZM215 155L214 153L216 152ZM230 150V149H229ZM228 150V151H229ZM234 150V149H233ZM16 151V150H15ZM26 151V150H23V152ZM36 151V150H35ZM46 151V150H45ZM67 151V149H66ZM68 151V152H69ZM163 151V152H164ZM221 151V150H220ZM224 151V152H225ZM242 151V150H240ZM239 151V152H240ZM27 152V151H26ZM30 151H28L27 153H29ZM30 152V153H31ZM47 152V151H46ZM95 152V153H94ZM117 152V151H116ZM222 152V151H221ZM18 153V152H16ZM22 152H20L19 154H21ZM94 153V154H93ZM99 153V152H98ZM105 153V151H104ZM113 153V152H112ZM233 153V152H232ZM23 154V153H22ZM221 154V153H220ZM16 155V154H15ZM39 155V154H38ZM109 154H107L108 156ZM114 155V154H113ZM116 155V154H115ZM216 155V156H217ZM225 155V153H224ZM231 155V154H230ZM239 155V154H238ZM22 157L25 156L24 154L21 155ZM20 156V157H21ZM110 156V155H109ZM163 156V155H162ZM237 156V155H236ZM235 156V157H236ZM36 157V156H35ZM118 157V156H117ZM157 157V158H158ZM220 157V156H219ZM229 157V156H228ZM18 158V157H17ZM25 158H27L25 156ZM113 158V157H112ZM111 158V159H112ZM121 158V157H120ZM188 158V156L186 157ZM190 158V157H189ZM223 158V157H222ZM33 159V158H32ZM45 159V158H44ZM99 159V158H98ZM110 159V160H111ZM122 159V160H123ZM221 159V158H220ZM224 159V158H223ZM35 160V159H34ZM115 160V159H114ZM118 160V159H117ZM155 160V159H154ZM236 160V159H235ZM20 161V160H19ZM33 161V160H31ZM66 161V160H65ZM80 161V162H79ZM87 161V160H86ZM159 161V160H158ZM162 161V160H161ZM219 161V160H218ZM23 163L26 162L25 159L24 161H22ZM37 162V160L35 161V163ZM42 162V161H41ZM48 162V161H47ZM44 163L42 165V168L39 169V173L37 174V179L36 180H33L32 183H35L38 178L42 177L43 179H45V181L47 182V185H49V187H47L48 189H51L52 188L54 189L56 187V180L55 178H52L51 176V165ZM89 162V161H88ZM94 162V161H93ZM123 162V161H121ZM152 162V161H151ZM150 162V163H151ZM223 162V161H221ZM233 162V161H232ZM231 162V163H232ZM27 163V162H26ZM38 163L40 162H37V165ZM61 163V162H60ZM100 163V162H99ZM115 163V162H114ZM142 163V162H141ZM158 164V162H156ZM163 163V164H164ZM191 163V162H190ZM218 163V162H217ZM220 163V162H219ZM227 163V162H225ZM22 164V163H21ZM28 164V163H27ZM26 164V165H27ZM42 163H40V166H41ZM93 164V163H92ZM103 164V163H102ZM142 164V165H143ZM153 164V163H151ZM223 164V163H222ZM34 165V164H33ZM32 165V167H34ZM36 165V166H37ZM114 165V164H113ZM144 165V166H145ZM154 165V164H153ZM39 166V165H38ZM38 166L36 168V170L38 169ZM97 166V165H95ZM99 166V164H98ZM120 166V165H119ZM118 166V167H119ZM164 166V165H163ZM181 166V165H180ZM188 166V165H187ZM214 166V165H213ZM220 166V165H219ZM31 167V168H32ZM108 167V166H107ZM142 167V168H141ZM223 167V166H221ZM228 167V166H227ZM234 167V166H233ZM73 168V167H71ZM93 168V167H92ZM91 168V170H92ZM116 168V167H114ZM181 168V167H180ZM95 169V168H93ZM99 169V167H98ZM113 169V168H112ZM148 168H146L147 170ZM152 169H154V166L152 167ZM159 169V168H158ZM166 169V168H165ZM169 169L167 170L169 172ZM189 169V168H188ZM213 169V167H212ZM220 169V168H219ZM227 169V168H226ZM99 170H103V169H99ZM98 170V171H99ZM110 170V169H109ZM122 169H120L121 171ZM157 170V168H156ZM164 170V169H163ZM182 170V169H181ZM214 170V169H213ZM217 170V169H216ZM32 171V170H31ZM84 171V170H83ZM90 171V170H89ZM93 171V170H92ZM91 171V172H92ZM111 171V170H110ZM119 171V172H120ZM144 171V170H143ZM149 171V169H148ZM148 171L146 173H148ZM178 171V169H177ZM176 171V172H177ZM221 171V170H220ZM34 172V171H33ZM36 172V171H35ZM38 172V171H37ZM85 172V171H84ZM87 172V171H86ZM90 172V173H91ZM106 172H108L107 170L105 171L104 174H106ZM112 172V171H111ZM115 172V171H113ZM122 172V171H121ZM154 172V171H153ZM167 172V174H168ZM175 172V171H174ZM184 172V171H183ZM210 172V171H209ZM224 172V171H223ZM233 172V171H232ZM230 172V173H232ZM88 173V172H87ZM89 173V175H90ZM102 173V172H101ZM110 173V172H109ZM137 173V174H136ZM152 174V171L150 172ZM172 172H170L171 174ZM185 173V172H184ZM212 173V172H211ZM210 173V174H211ZM249 173H251L249 171ZM256 173V172H255ZM259 173V172H258ZM81 174V173H80ZM93 174V173H91ZM116 174V173H114ZM145 174V173H144ZM149 174V175H151ZM174 174V173H173ZM229 174V173H228ZM96 175V174H94ZM103 175V174H102ZM108 175V174H107ZM106 175V176H107ZM149 175H148V178H149ZM213 175V173H212ZM238 175H235V178L233 180V184L239 182V179L241 176H238ZM88 177V175H85ZM92 176V175H91ZM97 176V175H96ZM112 176V175H110ZM144 176V175H143ZM152 176V175H151ZM170 176V175H169ZM175 176V175H174ZM206 176V175H205ZM232 176V175H231ZM244 176V175H242ZM249 176V175H248ZM253 177L255 175H252ZM54 177V176H53ZM58 177V176H57ZM83 177V176H81ZM93 177V176H92ZM109 177V176H108ZM256 177V176H255ZM254 177V179H255ZM260 177V176H259ZM61 178V176H60ZM64 178V177H63ZM86 178V177H85ZM85 178L81 179L80 181V188L81 190H84L86 186H88L87 181ZM91 178V177H90ZM97 178V177H96ZM96 178H94L93 180H96ZM152 178V177H151ZM247 178V176H246ZM42 179V180H43ZM145 179L146 176H145ZM155 179V178H153ZM157 179V178H156ZM253 179V180H254ZM260 179V178H259ZM98 180V179H97ZM183 180V179H182ZM262 180V179H261ZM35 181V182H34ZM59 181V180H58ZM78 181V180H77ZM147 181V180H146ZM152 181V180H150ZM251 181V180H250ZM255 181V180H254ZM256 181H257V178H256ZM263 181V180H262ZM40 182V181H39ZM60 182V181H59ZM91 182V181H90ZM105 182V181H104ZM108 182V181H107ZM115 182V181H114ZM149 182V180H148ZM249 182V181H248ZM247 182V184H249ZM259 182V181H257ZM65 183V182H64ZM98 183V182H97ZM201 183V182H200ZM252 183V182H251ZM250 183V184H251ZM92 184V182L90 183V185ZM98 184H103V183H98ZM111 184V183H110ZM141 184V183H139ZM146 184V183H145ZM196 184V183H195ZM240 184V183H239ZM238 184V185H239ZM253 184V183H252ZM19 185V184H18ZM17 185V187H18ZM37 185V184H35ZM89 185V186H90ZM95 185V184H94ZM93 185V186H94ZM104 185V184H103ZM119 185H122V184H119ZM118 185V186H119ZM143 183L140 185L143 187ZM192 185V184H190ZM259 185V184H257ZM12 186V185H11ZM15 186V185H14ZM78 186V185H76ZM78 186V187H79ZM88 186V187H89ZM108 186V185H107ZM111 186V185H109ZM124 186V185H122ZM138 186V184H137ZM146 186V185H145ZM234 187L236 185H233ZM255 186V184H254ZM264 186V184H263ZM36 187V186H35ZM34 187V188H35ZM44 187V186H43ZM42 187V189H43ZM136 187V186H135ZM243 187H245L243 185ZM247 187V185H246ZM249 187V185H248ZM257 187V186H256ZM39 188V187H38ZM47 188L45 187V189L47 190ZM93 188V187H92ZM236 188V187H235ZM241 188V187H240ZM90 188H88L89 190ZM115 189V188H114ZM132 189H134L132 187ZM232 189V188H231ZM18 190V189H17ZM25 190V188H24ZM37 190V189H36ZM40 190V188H39ZM93 190V189H92ZM92 190H89V191H92ZM117 190V189H116ZM136 190H138L136 188ZM232 190H235V189H232ZM49 191V190H48ZM56 191V190H55ZM76 191V190H75ZM88 191V192H89ZM131 191V190H130ZM261 191L260 193H263L262 190H259ZM258 191V192H259ZM29 192V191H28ZM64 192V191H63ZM84 191H81L80 192V200L82 201L83 198H85V194H82ZM93 192V191H92ZM95 192H97L95 190ZM115 192V191H114ZM136 192V191H135ZM26 193V192H25ZM45 193V192H44ZM58 193V192H56ZM70 193V191H69ZM124 193H125V190H124ZM132 193V192H130ZM128 193V194H130ZM242 193V192H241ZM253 193V192H252ZM19 194V193H18ZM28 194V193H27ZM61 194V193H60ZM122 194V193H121ZM120 194V195H121ZM133 194V193H132ZM235 194V193H234ZM243 194V193H242ZM245 194V193H244ZM57 195V194H56ZM55 195V196H56ZM71 195V194H70ZM118 196V194H116ZM119 195V196H120ZM127 195V194H126ZM251 195V194H250ZM254 195V194H253ZM16 196H19V195H16ZM61 196V195H60ZM72 196V195H71ZM76 196V195H75ZM90 196V195H89ZM131 196V194H130ZM134 195H132L133 197ZM239 196V195H237ZM256 196V195H255ZM23 197V196H22ZM83 197V198H82ZM93 198V196H91ZM121 197V196H120ZM123 197V196H122ZM62 198V197H61ZM87 198V197H86ZM95 198V197H94ZM124 198V197H123ZM127 198V197H126ZM130 198V197H129ZM257 198V197H256ZM1 199V198H0ZM72 199V198H71ZM114 199V198H113ZM118 199V198H117ZM121 199V198H120ZM119 199V200H120ZM238 199V198H237ZM242 199V197H241ZM248 199V198H246ZM45 200V198H44ZM79 200V199H78ZM79 200V201H80ZM115 200V199H114ZM126 200V199H125ZM257 200V199H256ZM259 200H262L263 199H259ZM85 200H83L82 202L84 203ZM55 202V201H54ZM73 202V201H72ZM92 202V200H91ZM115 202V201H114ZM243 202V201H242ZM49 203V202H48ZM116 203H119L118 201ZM123 203V202H122ZM121 203V205H122ZM127 203V201H126ZM233 203V202H232ZM7 204V203H6ZM53 204V203H52ZM82 204V203H81ZM86 204V203H85ZM89 204V202H88ZM94 201L92 202V205H88V206H93ZM125 204V203H123ZM244 204H247V203H244ZM43 205V204H42ZM73 205V204H72ZM80 205V203H79ZM84 205V204H83ZM97 205V203H96ZM238 205V204H237ZM241 205V204H240ZM250 205H253V204H250ZM263 205V204H262ZM120 206V205H119ZM255 206V204H254ZM253 206V207H254ZM41 207V206H40ZM61 207V206H59ZM68 207V206H66ZM72 207V206H71ZM81 207V206H80ZM84 207V206H82ZM87 207V206H86ZM85 207V208H86ZM97 207V206H96ZM237 207V206H235ZM234 207V208H235ZM241 207V206H240ZM244 207H246L244 205ZM243 207V208H244ZM249 207V206H248ZM258 207V206H257ZM259 207H262V206H259ZM75 208V207H73ZM98 208V207H97ZM117 208V207H116ZM120 208V207H119ZM225 208V207H223ZM239 208V207H238ZM250 208V207H249ZM36 209V208H35ZM43 209V208H42ZM59 209V208H58ZM61 209V208H60ZM65 209V208H64ZM89 209V207H88ZM93 209H94V206H93ZM99 209V208H98ZM112 209V208H111ZM263 209V208H262ZM34 210V209H33ZM51 209H49L50 211ZM83 210V209H81ZM109 210V209H108ZM121 210V209H117V213H119L118 211ZM221 210L223 211V209L221 208ZM233 208L231 209V212H232ZM242 210V208H241ZM244 210V209H243ZM242 210V211H243ZM68 211V210H67ZM67 211H64L67 213ZM71 211V210H70ZM77 211V209L75 210V212ZM79 211H80V208H79ZM96 211V216H97V225L101 231V235L103 236H106L107 234L110 233V235L113 233V232H118L117 229L118 227L120 226H115L117 223L115 222V220L117 221V217L116 219H114V222L116 223L115 225L114 224H110L109 222H107V220L104 219V217H102L104 214L102 212H100L101 210H95ZM110 211V210H109ZM116 211V210H115ZM122 211V210H121ZM237 211V209L235 210ZM246 211V210H245ZM248 211V210H247ZM262 211V210H261ZM63 212V211H62ZM84 212V211H83ZM87 212V211H86ZM91 212V211H90ZM108 212V211H107ZM45 213V212H44ZM70 213V212H69ZM95 213V212H93ZM92 213V214H93ZM111 214V212H109ZM123 213V212H122ZM125 213H127L125 211ZM236 213V212H235ZM239 213V212H238ZM242 213V212H240ZM255 213V212H254ZM47 214V213H45ZM53 214V213H52ZM57 214V213H56ZM54 214V215H56ZM59 214V212H58ZM75 213H72L70 215H73ZM77 214V213H76ZM90 214V213H89ZM103 214V215H102ZM106 214V213H105ZM224 214V213H223ZM259 214V213H258ZM51 215V214H49ZM64 215V214H63ZM107 215V214H106ZM105 215V216H106ZM115 215V214H114ZM117 215V214H116ZM229 215V214H228ZM237 215H240V214H237ZM57 216V215H56ZM59 216H62V215H59ZM74 216V215H73ZM72 216V218H73ZM88 216V215H87ZM93 216V215H92ZM113 216V215H112ZM232 217L233 214L231 215ZM231 216L229 215L228 217L231 218ZM253 216V214H252ZM44 217V215H43ZM75 217V216H74ZM83 217V216H82ZM91 217V216H90ZM95 217V216H94ZM115 217V216H114ZM124 217V216H123ZM240 217H243V216H240ZM247 217V216H246ZM45 218V217H44ZM65 218V217H64ZM80 218V216H79ZM78 218V219H79ZM84 218H86L84 216ZM92 218V217H91ZM106 218V217H105ZM175 218V217H174ZM253 218V217H252ZM42 219V218H41ZM49 219V218H48ZM74 219V218H73ZM76 219V218H75ZM87 219V218H86ZM85 219V220H86ZM89 219V218H88ZM123 218H121V221H122ZM177 219V218H176ZM241 219V218H240ZM52 220V219H51ZM64 220V219H63ZM90 220H93V219H90ZM242 220V219H241ZM244 220V219H243ZM88 221V220H87ZM229 221V220H228ZM233 221V220H232ZM230 221V223L232 222ZM251 221V220H250ZM253 221V220H252ZM251 221V222H252ZM260 221V220H259ZM264 221V220H263ZM50 222V221H48ZM54 222V220H53ZM66 222V221H64ZM71 222V221H70ZM81 222V221H80ZM83 222V221H82ZM261 222V221H260ZM45 223V221H44ZM42 223V224H44ZM69 223V222H68ZM96 223V222H95ZM119 223V222H118ZM128 223V222H127ZM224 223V222H223ZM237 223V222H235ZM249 223V222H248ZM51 224V222H50ZM49 224V225H50ZM53 224V223H52ZM119 224H122L121 222ZM124 224V223H123ZM126 224V222H125ZM124 224V225H125ZM225 224V223H224ZM259 224V223H258ZM36 225H39V224H36ZM47 225V224H46ZM48 225V226H49ZM69 225V224H67ZM66 225V226H67ZM80 225V224H79ZM93 225V224H92ZM96 225V227L94 228H98ZM210 225V224H209ZM207 225V226H209ZM32 226V225H30ZM51 226V225H50ZM58 226V224H57ZM62 226V224H61ZM211 226V225H210ZM219 226V225H218ZM239 226V225H238ZM46 226H44L45 228ZM70 227V226H68ZM72 227V226H71ZM85 227V226H84ZM89 227V226H88ZM127 227V226H126ZM125 227V228H126ZM138 227V226H137ZM224 227V226H223ZM229 227V226H228ZM242 227V226H241ZM245 227V226H244ZM253 227V226H252ZM255 227H257L255 225ZM260 227V226H259ZM28 228V227H27ZM26 228V229H27ZM37 228V227H36ZM40 228V227H38ZM51 228V227H49ZM83 228V226H82ZM122 227H120L119 229L121 230ZM226 228V227H224ZM231 228H233V226L230 227V230ZM248 228V227H247ZM25 229V230H26ZM42 229V228H41ZM48 229V228H47ZM52 229V228H51ZM62 229V227L60 228ZM65 229V228H64ZM68 229V228H67ZM72 229V228H71ZM80 229V228H79ZM78 229V230H79ZM85 229V228H84ZM118 229V230H119ZM207 228H205L206 230ZM218 229V228H217ZM223 229V228H222ZM227 229V228H226ZM244 229V228H243ZM249 229V228H248ZM28 230V229H27ZM63 230V229H62ZM76 230V228H75ZM86 230V229H85ZM96 230V229H95ZM208 230V229H207ZM213 230V229H212ZM211 230V231H212ZM219 230L220 232L222 231L220 226H219ZM219 230H216V232L218 231L219 233ZM234 232H235V229H233ZM247 230V229H246ZM46 231V230H45ZM56 231V230H55ZM61 231V230H60ZM99 231V230H98ZM97 231V232H98ZM122 231V230H121ZM123 231L124 228H123ZM122 231V232H123ZM210 231V232H211ZM227 231V230H226ZM229 231V230H228ZM251 231V230H250ZM255 231V230H254ZM48 232V231H47ZM68 232V230H67ZM73 232V231H72ZM70 231V234L72 233ZM88 232V231H87ZM214 232V231H213ZM225 232V231H224ZM222 233L221 234H226V233ZM230 232V231H229ZM233 232V231H232ZM32 233V231H31ZM31 233H29L30 235H32ZM46 233V232H45ZM119 233V232H118ZM204 233V232H203ZM11 234V233H10ZM35 234V232H34ZM61 234H65L64 233H61L60 232V235ZM69 234V233H68ZM79 235V233H76ZM75 234V235H76ZM209 234V232H208ZM207 234V235H208ZM220 234V235H221ZM229 234V233H228ZM255 234V233H254ZM13 235V234H12ZM109 235V236H110ZM113 235V234H112ZM119 236V234H116ZM210 235V234H209ZM219 235V234H218ZM217 235V236H218ZM257 235V234H256ZM4 236V235H3ZM43 236V235H42ZM51 236V235H50ZM71 236V235H70ZM81 236V235H79ZM102 236V237H103ZM140 237V235H138ZM252 236V235H251ZM6 237V236H5ZM49 237V236H48ZM54 237V236H53ZM68 237V236H67ZM89 237H92V236H89ZM88 237V239H89ZM101 237V239H102ZM111 237V236H110ZM115 237V236H114ZM205 237V236H204ZM214 237V236H213ZM211 237V238H213ZM254 237V236H253ZM256 237V236H255ZM263 237H264V234H263ZM261 237V238H263ZM26 238V237H25ZM50 238V237H49ZM74 236L72 237V240H73ZM93 238V237H92ZM106 238V237H105ZM210 238V237H209ZM207 238V239H209ZM226 238V237H224ZM251 238V237H250ZM27 239V238H26ZM33 239V237L31 238ZM30 239V240H31ZM48 238H46L47 240ZM53 239V238H52ZM61 238H59L60 240ZM66 239V238H65ZM80 239V238H79ZM86 239V238H84ZM104 239V238H103ZM112 238H110L109 241H112L111 240ZM114 239V238H113ZM117 239V237H116ZM221 239V238H220ZM29 240V239H28ZM35 240V239H34ZM42 240V239H41ZM39 239V241H41ZM71 240V239H70ZM76 240V239H75ZM81 240V239H80ZM118 240V239H117ZM216 240V239H215ZM218 240V239H217ZM229 240V239H228ZM252 240V239H250ZM254 240V239H253ZM257 240V239H256ZM1 241V240H0ZM57 241V239H56ZM55 241V242H56ZM66 241V240H65ZM68 241V240H67ZM78 241V239H77ZM103 240H101L102 242ZM114 241V240H113ZM261 241V239H260ZM7 242V241H5ZM3 242V243H5ZM34 242V241H33ZM36 242V241H35ZM45 242V241H43ZM63 242V241H62ZM61 242V244H62ZM74 242V241H73ZM72 242V243H73ZM88 242V241H87ZM90 242V240H89ZM105 242V241H104ZM108 241H106V244H107ZM257 242V241H256ZM39 243V242H37ZM58 243V242H57ZM83 243V242H82ZM81 243V244H82ZM92 243V241H91ZM90 243V244H91ZM111 243V242H110ZM117 243V242H116ZM136 243V242H135ZM254 243V242H252ZM35 244V243H33ZM41 244V243H39ZM48 244V243H47ZM59 244V243H58ZM57 244V245H58ZM65 244V243H64ZM79 244V243H77ZM89 244V243H87ZM93 244V243H92ZM104 244V243H102ZM113 245V243H111ZM4 245V244H3ZM31 245V244H30ZM56 245V244H54ZM60 245V244H59ZM68 245V244H67ZM94 245V244H93ZM108 245V244H107ZM106 245V246H107ZM5 246V245H4ZM7 246V250H4V253L2 255V259H6L7 257L10 256L11 252H13L14 248H15V239L13 238H10L8 239V242L6 244ZM5 246V247H6ZM33 246V245H32ZM36 246V244H35ZM49 246V245H48ZM53 246V245H52ZM71 246V244H70ZM78 246V245H77ZM81 246V245H79ZM83 246V245H82ZM82 246L80 248H82ZM99 246V245H98ZM101 246V245H100ZM109 246V245H108ZM118 247V245H116ZM25 247V244L24 246ZM45 247V246H44ZM43 247V248H44ZM57 247V246H56ZM55 247V248H56ZM64 247V246H63ZM62 247V248H63ZM87 247H90L89 245H87ZM92 247V246H91ZM95 247V246H94ZM97 247V246H96ZM136 247V246H135ZM134 247V248H135ZM0 248H2L0 246ZM4 248V247H3ZM43 248H40L37 249V250H31L29 253L27 254H24V258L25 260L28 262V264H43V254L41 249ZM79 248V250H80ZM85 248V246H84ZM111 248V247H110ZM5 249V248H4ZM35 249V248H34ZM64 249V248H63ZM69 249V248H68ZM86 249V248H85ZM98 249V248H97ZM104 249V248H102ZM114 249V248H113ZM133 249V248H132ZM30 250V249H29ZM54 250V249H53ZM83 250V249H82ZM88 250V248H87ZM99 250V249H98ZM97 250V251H98ZM116 250V249H115ZM136 250V249H135ZM202 250V249H201ZM89 251V250H88ZM101 251V250H99ZM110 251V250H109ZM206 251V250H205ZM263 251V250H262ZM1 252V251H0ZM23 252V251H22ZM82 252V251H81ZM112 252V251H111ZM138 252V250H137ZM255 252V251H253ZM252 252V253H253ZM264 252V251H263ZM26 253V252H25ZM57 253V252H56ZM77 253V252H76ZM96 253V252H95ZM93 253V254H95ZM139 253V252H138ZM200 253V252H199ZM198 253V254H199ZM203 253V252H202ZM201 253V255H203ZM262 253V252H261ZM260 253V254H261ZM46 254V253H45ZM48 254V253H47ZM67 254V253H66ZM73 254V253H72ZM84 254V253H83ZM82 254V255H83ZM101 254V253H100ZM103 254V253H102ZM108 254V253H107ZM120 254V252L118 253ZM133 254V252L131 253ZM68 255V254H67ZM89 255V254H88ZM114 255V254H113ZM134 255H136L134 253ZM198 256V257H202V256ZM257 254H255L256 256ZM263 255V253H262ZM261 255V256H262ZM52 256V255H50ZM71 256V255H70ZM91 256V255H90ZM97 256V254H96ZM102 256V255H101ZM119 256V255H118ZM116 255V257H118ZM132 256V255H130ZM204 256V255H203ZM258 256V255H257ZM256 256V257H257ZM19 257V256H18ZM23 257V256H21ZM47 257V256H46ZM80 257V256H78ZM85 257V256H84ZM84 257L82 256L81 258L84 259ZM99 257V256H98ZM109 257V256H108ZM133 257V256H132ZM205 258H208L209 255H205L204 256ZM203 257V258H204ZM251 257V256H250ZM11 258V257H10ZM54 258H57L54 257ZM70 258V257H69ZM72 258V257H71ZM80 258V259H81ZM114 258V257H113ZM46 259V258H45ZM76 259V258H75ZM91 259V258H90ZM94 259V258H93ZM104 259V258H103ZM102 259V260H103ZM107 259V258H106ZM105 259V260H106ZM70 260V259H69ZM77 260V259H76ZM100 260V258H99ZM111 260V259H110ZM201 260V259H200ZM205 260V259H204ZM253 260V259H252ZM252 260H248V264H249V261H252ZM6 261V260H5ZM10 261V260H9ZM19 261V259H18ZM58 261V259H57ZM81 261V260H80ZM88 261V260H87ZM98 261V260H97ZM96 261V262H97ZM135 261V260H134ZM202 261V260H201ZM257 261V260H256ZM255 261V262H256ZM23 262V260H22ZM21 262V263H22ZM49 262V260H48ZM79 262V261H78ZM84 262V261H81V263ZM92 262V261H91ZM99 262V261H98ZM105 262V261H104ZM103 262V263H104ZM131 262V260H130ZM133 262V261H132ZM204 264V261H202ZM242 262V261H241ZM254 262V261H253ZM7 263V262H6ZM66 264V262H61L60 264ZM72 263V262H71ZM77 263V261H76ZM89 263V262H88ZM95 263V262H94ZM113 263V262H111ZM200 263V262H199ZM252 263V262H251ZM17 264V263H16ZM56 264V263H55ZM70 264V263H69ZM80 264V263H79ZM83 264V263H82ZM99 264V263H98ZM108 264V263H106ZM130 264V263H129ZM134 264V263H133ZM241 264H247V263H241ZM256 264V263H255ZM259 264V262L257 263Z\"/></svg>",
    "mask_w": 264,
    "mask_h": 264
}]
</instances>
